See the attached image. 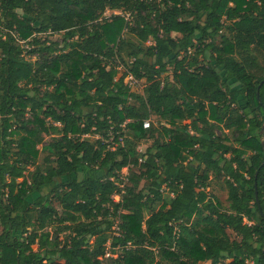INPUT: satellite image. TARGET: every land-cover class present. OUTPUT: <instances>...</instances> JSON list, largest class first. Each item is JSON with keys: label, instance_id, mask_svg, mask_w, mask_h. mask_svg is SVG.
Instances as JSON below:
<instances>
[{"label": "trees", "instance_id": "obj_1", "mask_svg": "<svg viewBox=\"0 0 264 264\" xmlns=\"http://www.w3.org/2000/svg\"><path fill=\"white\" fill-rule=\"evenodd\" d=\"M263 80L264 0H0V264H264Z\"/></svg>", "mask_w": 264, "mask_h": 264}, {"label": "rangeland", "instance_id": "obj_2", "mask_svg": "<svg viewBox=\"0 0 264 264\" xmlns=\"http://www.w3.org/2000/svg\"><path fill=\"white\" fill-rule=\"evenodd\" d=\"M121 13V11H118V10H115V11H112V10H108L106 13H105V15L106 16H111L112 14H120ZM45 37V36H44ZM48 37L49 38H51V39H53V40H56V41H60L61 40V35L60 34H58V33H56V34H53V35H48ZM143 88H144V83H143V81L137 86V87H135V91H138V92H142L143 91ZM149 120H150V122H151V125L152 124H156V125H158V126H162V124L161 123H158V121H157V118H156V116H154V115H151V117L150 118H148ZM225 133L226 134H229L228 135V137H232V133H229L228 132V130H225ZM160 134L163 136V133L160 131ZM236 135V133L234 132V136ZM51 138H52V136H48V135H45V142L44 143H47V142H49L50 140H51ZM91 138H93V137H91ZM230 144H234V145H236L237 144V142H235V141H230L229 142ZM146 147H147V145L146 144H142V145H140V147H139V150H145L146 149ZM211 186H210V188L208 189V190H211V192L213 193V194H215V196H217V198L221 201V203L224 205V206H227L229 203H228V199H227V197H228V192H227V189L224 187V184H223V182L222 181H220V180H217L216 178H213V176L211 175ZM142 185H143V182H141V184H140V188L142 187ZM158 208V205H156V204H154L152 207H151V209H149V210H147V215H149V214H151V212L153 211V210H155V209H157ZM257 222H260V219L258 218L257 219ZM228 232L231 234V236L233 237V236H235V233H233V230L232 229H229L228 230Z\"/></svg>", "mask_w": 264, "mask_h": 264}, {"label": "built area", "instance_id": "obj_3", "mask_svg": "<svg viewBox=\"0 0 264 264\" xmlns=\"http://www.w3.org/2000/svg\"><path fill=\"white\" fill-rule=\"evenodd\" d=\"M125 82L132 88L135 89V87H137L142 81L137 79L133 74H129L126 79ZM143 126L144 128H150L151 127V122L149 119H145L143 122ZM121 127L123 128L122 130L117 131L116 133H114L112 130L108 133V138L104 139L105 142L108 144V146L111 149H115L118 145H124L125 143V131H126V122L124 124L121 125ZM86 136H90V135H86ZM128 172H129V168L128 167H124L120 173V182H119V186L121 188V191L117 194L113 195V199L115 201H120L121 200V195L125 192V188L127 183L129 182V177H128ZM113 179V178H112ZM107 255H110V253L108 252Z\"/></svg>", "mask_w": 264, "mask_h": 264}, {"label": "water", "instance_id": "obj_4", "mask_svg": "<svg viewBox=\"0 0 264 264\" xmlns=\"http://www.w3.org/2000/svg\"><path fill=\"white\" fill-rule=\"evenodd\" d=\"M262 83H264V80H263V82ZM264 130V126H263V129H262V131Z\"/></svg>", "mask_w": 264, "mask_h": 264}]
</instances>
